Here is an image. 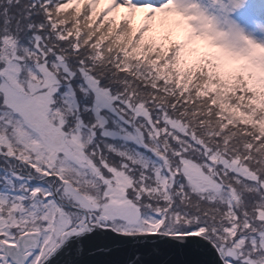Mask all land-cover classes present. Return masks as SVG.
I'll list each match as a JSON object with an SVG mask.
<instances>
[{"label": "snow or ice", "instance_id": "snow-or-ice-1", "mask_svg": "<svg viewBox=\"0 0 264 264\" xmlns=\"http://www.w3.org/2000/svg\"><path fill=\"white\" fill-rule=\"evenodd\" d=\"M0 264H264V0H0Z\"/></svg>", "mask_w": 264, "mask_h": 264}, {"label": "water", "instance_id": "water-1", "mask_svg": "<svg viewBox=\"0 0 264 264\" xmlns=\"http://www.w3.org/2000/svg\"><path fill=\"white\" fill-rule=\"evenodd\" d=\"M171 258L174 259V260H179V259H181L182 257H180L179 255H175V256H172Z\"/></svg>", "mask_w": 264, "mask_h": 264}]
</instances>
